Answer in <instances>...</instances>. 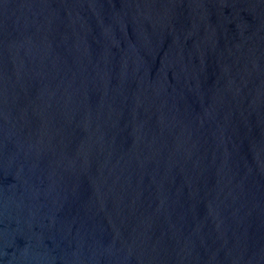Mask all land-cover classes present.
<instances>
[{"label": "water", "instance_id": "1", "mask_svg": "<svg viewBox=\"0 0 264 264\" xmlns=\"http://www.w3.org/2000/svg\"><path fill=\"white\" fill-rule=\"evenodd\" d=\"M0 264H264V0H0Z\"/></svg>", "mask_w": 264, "mask_h": 264}]
</instances>
